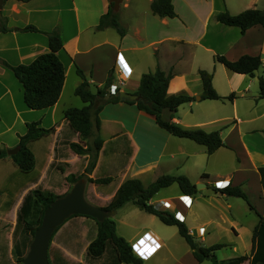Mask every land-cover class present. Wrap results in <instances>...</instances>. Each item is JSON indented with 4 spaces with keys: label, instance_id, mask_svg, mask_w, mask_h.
<instances>
[{
    "label": "crops",
    "instance_id": "0c3cea01",
    "mask_svg": "<svg viewBox=\"0 0 264 264\" xmlns=\"http://www.w3.org/2000/svg\"><path fill=\"white\" fill-rule=\"evenodd\" d=\"M2 1L0 12L5 3L9 5L6 15L2 16L15 25L7 27L8 32L0 33V41L6 40L0 42V60L14 66L30 63L49 50L47 33L57 31L63 45L57 55L65 68L61 95L50 108L30 111L23 102L24 108L17 109L9 89L4 88L0 94V102L7 95L15 107L13 121L7 129H14L17 120L21 124L18 132H15L14 141L11 144L0 142V148L6 151L18 149V138L25 134L26 123L39 122V127L53 128V132L29 144L35 159L34 168L29 173H21L8 154L0 159V199H3L4 206H12L10 199L6 198L10 195L9 190L14 192L13 199L17 198L19 203L27 191L36 188L63 195L69 188L66 178L84 172L90 156L77 155L70 149L71 143L81 141L63 118L67 109L85 105L75 95L80 100H74L73 104L62 101L67 77L71 73L75 74L71 88L73 94L81 82L77 68L82 71L90 89L94 88L92 92L101 88L109 73H112V84L117 86L118 92L134 94L142 74L153 73L159 67L170 74L167 94L183 92L194 97L193 101L181 104L174 113L163 110L162 119H170L185 129L218 131L223 146L207 154L205 146L172 136L159 127L151 115L139 111L135 105L124 102L106 104L98 114V135L103 145L88 177H110L111 181L100 184L96 190L95 186L92 187L98 200L97 204L92 205L104 207L127 179L137 178L146 187L162 175H185L195 186L201 185L195 194L184 195L173 183L160 189L149 204L172 215L178 212L199 247L224 244L223 248L234 251L241 233L245 231L243 225L234 220V208L239 207L237 201L241 198L226 196L215 189L227 185L238 186L248 199L253 194L259 200L258 210L250 199L253 210L246 203L249 211L258 217L257 223L250 226L253 234L259 216L264 215V192L259 172V168L264 167V144L257 145L259 139L264 142V100L258 99V77L264 78V74L259 70L253 77L232 73L214 58L222 55L228 60H236L242 55L259 56L264 68V27L255 25L241 34L239 29L217 22L215 16L224 9L236 15L255 8L259 0H172L175 11L173 18L153 15L150 10L152 0H141V4H137L136 0H121L118 10H112L117 14L120 26L125 29L123 36L111 27L97 28L101 16L109 11L112 4L109 0ZM26 26H33L37 31L23 32L21 29ZM228 33L234 34L235 38L223 44ZM5 55H11L14 61L11 62ZM117 55L131 72L122 83L115 69ZM199 70L212 73V86L219 96L227 97L234 93L235 98L232 101L202 100ZM17 91L23 100L22 88ZM197 97L200 99L197 100ZM240 102H244V111L237 106ZM225 103L232 107L229 116L222 111ZM31 114H34L31 118L21 117ZM256 120L263 122L258 128L252 125ZM242 124L247 126L243 127ZM107 144L111 145L110 154H105ZM226 159L230 162L228 167L225 165ZM14 176L17 179L11 184L10 179ZM216 183L223 186L218 188ZM5 184L10 189L5 188ZM155 196L157 198L152 200ZM164 202L169 204L168 209L163 206ZM113 215L117 217L115 220L112 219ZM113 215L111 219L115 223L116 234L130 246L133 245L142 259L141 264H206L210 261L196 260L193 250L180 236L176 226L164 224L157 216L131 203L124 204ZM76 223L95 226L87 247L96 236V223L90 218L75 216L65 221L64 226H74ZM199 228L204 229L200 237L196 235ZM228 230L231 236H222ZM218 238L222 240L217 242L215 239ZM251 246L252 241L248 254L241 255H249ZM104 260L103 257L92 264H104Z\"/></svg>",
    "mask_w": 264,
    "mask_h": 264
},
{
    "label": "trees",
    "instance_id": "16d2710c",
    "mask_svg": "<svg viewBox=\"0 0 264 264\" xmlns=\"http://www.w3.org/2000/svg\"><path fill=\"white\" fill-rule=\"evenodd\" d=\"M6 1V0H4ZM28 2L29 0H16ZM109 11L101 16L98 29L106 27L114 28L120 36L125 34V29L120 26L117 14L112 10V4L109 5ZM150 10L153 15L158 17H175V11L172 0H152ZM0 16L1 12H0ZM0 33L8 32L6 18L0 17ZM215 20L224 26L239 29L243 34L248 28L261 25L264 27V10L246 9L236 15H231L226 9L215 16ZM4 22V23H3ZM26 31H37L33 26H26L21 29ZM48 48L45 53L38 55L28 64L10 65L3 60L0 64L11 71L14 78L21 85L23 91V102L29 110L40 111L55 105L61 95L65 80V68L58 58L57 53L62 49V40L57 31L47 33ZM215 61L221 63L228 71L236 74H244L250 77L261 67L262 61L259 56L242 55L236 60H228L224 56H215ZM81 82L75 87L74 95L79 97L85 104L81 108H69L64 112L63 118L68 124L69 129L78 134L79 143H71L70 149L77 155H89L91 159L86 166V172L79 175H70L66 179L70 184L89 174L95 166L98 153L100 152L103 141L98 135L100 126L99 112L103 106L111 103L124 102L135 107L146 114L151 115L156 124L177 138L191 140L206 148L207 154H212L218 148L223 146V142L218 131L205 132L201 129H185L169 120L162 119L163 110L170 113L177 111L178 107L194 100V97L186 93L167 94V87L170 80V74H166L159 67L155 72L142 74L139 86L134 94L137 98L133 102L121 101L118 97V89L115 93L110 92L113 76L109 73L104 85L92 92L89 83L85 79L82 71L76 69ZM198 75L202 84V100H228L232 101L235 94L231 93L227 97H221L212 86V73L205 70H199ZM258 99L264 100V78L258 77ZM96 131V133L94 132ZM53 132V128L44 129L39 127V122L26 123V132L19 136L18 150L10 159L17 169L27 174L33 170L35 165L34 156L29 149V144L39 138ZM88 140H90L88 142ZM131 155V150L128 152ZM7 156L6 150L0 148V159ZM262 176V187L264 192V167L259 168ZM85 180V179H84ZM86 181V180H85ZM92 183L108 184L110 177L103 179H89ZM176 183L182 194L192 196L196 193V186L190 182L185 175H162L148 186H143L137 178L125 180L115 191L109 202L102 208L110 211H116L126 203H131L140 210L153 214L166 225L176 226L181 237L184 238L189 247L193 250V255L198 262L209 259L212 264H264V215L259 216V222L254 228L252 234V246L249 255H241L226 260H219L215 256V251L223 248L224 244H214L210 247H199L188 233L186 226L174 218V215L167 211L154 208L149 204V200L162 188ZM216 192L226 196L241 198L249 208L253 210L248 196L238 186L227 185L222 189H215ZM61 195H55L50 192H43L39 189L27 191L20 201L16 212V221L13 228V235L18 234V241L14 245V253L17 255V263L22 264L28 246L33 238L34 231L40 225L44 210ZM75 217L71 216L70 218ZM96 223V236L87 245L85 253V262H99L104 257V264H141L142 260L131 250V246L118 236L115 232V223L110 218L101 222L87 216ZM62 226V225H61ZM60 226V227H61ZM54 231L52 236L57 232ZM52 238V237H51ZM51 241V239H50ZM198 247V251L195 248ZM56 258L51 259L54 264Z\"/></svg>",
    "mask_w": 264,
    "mask_h": 264
},
{
    "label": "rangeland",
    "instance_id": "374dc122",
    "mask_svg": "<svg viewBox=\"0 0 264 264\" xmlns=\"http://www.w3.org/2000/svg\"><path fill=\"white\" fill-rule=\"evenodd\" d=\"M137 4H141V0H136ZM8 3H5L3 5V10L1 11V15H6L7 13V8H8ZM264 8V0H259L256 4H255V8L254 9H263ZM3 17V16H0ZM6 18V17H4ZM1 19V18H0ZM4 23V22H3ZM6 26L7 27H13L15 24L10 20L7 21L6 19ZM235 38V35L232 33H228L225 35V39H223V44L227 43L228 41H233V39ZM6 40H2L0 42H5ZM208 41V39H207ZM1 46V44H0ZM9 60H11V62L14 61L13 57H11V55H5ZM13 60V61H12ZM260 72H262L264 74V68L260 67L258 69ZM75 74L71 73L68 77H67V84L64 88V92H63V103L65 104H73L74 100H80L78 98H76L75 96H73V92L71 93V88L73 86V82L75 81ZM201 81V80H200ZM9 89L10 92L13 94L16 104H17V109H23L24 108V104H23V100H22V96L21 94H18L17 89L21 88V85L18 83V81L14 78L13 74L11 73L10 70H8L7 68H1L0 66V94L3 93V91L5 89ZM91 90H94L93 87H91ZM244 101V100H242ZM79 103V102H78ZM186 104V103H184ZM183 105V104H182ZM181 106V105H180ZM238 108L241 109V111H244L245 106H244V102H240L238 105ZM182 107H185L182 106ZM180 107V109L182 108ZM32 111V110H30ZM222 111L224 113L225 116H229L231 115L232 112V107L230 104L225 103L224 107H222ZM7 112V113H6ZM14 112H15V107L14 105L10 102V98L9 96L5 95L4 97H2L1 102H0V113H1V120H0V142L4 143V144H11L14 139H15V132H18V130L21 127L20 121H16L14 129H7L10 124L13 121L14 118ZM35 113V112H34ZM34 114H31L30 116L27 115H22L21 117H25V118H31V116L33 117ZM261 124H263V122L261 120L259 121H255L252 125H255L257 128L258 126H261ZM241 126L246 127L247 124H242ZM249 126V124H248ZM258 139V138H257ZM247 140V139H246ZM253 141L255 140V138L252 139ZM260 140V141H259ZM257 141V145H263L264 142L262 141V139H259ZM90 140H88L89 142ZM106 150L107 152L105 154H110V150H111V145H106ZM10 157V155H9ZM91 159V157L88 158V161ZM116 160V158H114V161ZM87 161V163H88ZM227 162H225V165L228 167L230 162L228 161V159H226ZM102 169H104V163L102 164ZM86 172V169H85ZM98 175V174H97ZM14 179H17V177H12L10 179L11 184L12 181ZM84 179L86 180V187H85V198L86 200L90 203V204H97L98 200L95 199L93 191H92V187L95 186L98 189L100 187V184L97 183H92L89 181V179H103L100 176H95L94 178H90L88 177V174L84 175ZM69 188L67 190H69L72 186V184L69 183V181L66 179ZM1 184V181H0ZM148 184V183H146ZM5 188L10 189V187L5 184L4 185ZM109 187V185L107 186ZM113 187V186H112ZM68 192V191H67ZM9 197H6L9 200V204H11L12 206H4L2 204L3 199H0V264H16L17 263V255H15L14 253V245L16 240L18 241V234L15 233V235H13V228L15 225V221H16V212L17 209L19 207V200L13 199L14 196V192L12 190H9ZM3 197V196H2ZM157 198V196H155L152 200H155ZM252 203L256 206V209L259 205V200L258 197L255 195H250L249 198ZM237 203L239 204V207H235L234 208V220L241 223L243 225V227L245 228V231L243 233H241V239H238L236 248L234 249V251H232L231 248H222L220 250H218L215 255L218 259H227L236 255H241V254H245L249 252L250 250V245H251V241H250V237L252 234V229L250 226H254L257 221H258V217L254 212H250L246 202H244L241 199H238ZM18 205V207L16 208V206ZM258 210V209H257ZM117 217L116 216H112V219L115 220ZM93 223V222H92ZM65 223L59 228L62 229L61 231H59V229L57 230V232L52 236L50 244H49V248H48V259L49 262L51 261V259L54 257L56 258L54 261V264H88L84 261V249L86 247V244L88 242V240H90V238L92 237V234L95 230V226L94 224H92V226L89 225H82L79 223H76V225L74 226H64ZM120 232V231H119ZM222 236L225 237H229L231 236V232L228 230L227 232H223ZM224 237V238H225ZM217 242L222 240L221 238L215 239ZM224 240V239H223ZM92 263H97V262H91L89 264ZM206 264H211L210 261L205 262ZM51 264V262H50ZM53 264V263H52Z\"/></svg>",
    "mask_w": 264,
    "mask_h": 264
},
{
    "label": "water",
    "instance_id": "95a60500",
    "mask_svg": "<svg viewBox=\"0 0 264 264\" xmlns=\"http://www.w3.org/2000/svg\"><path fill=\"white\" fill-rule=\"evenodd\" d=\"M0 0V10L2 8ZM112 8L117 11L121 0H109ZM118 97L121 101L133 102L137 95L119 91ZM197 100L200 97L196 98ZM17 148L6 151L8 155H14ZM86 181L81 178L77 180L65 194L56 198L44 210L40 225L34 231L33 238L28 246L27 252L22 259V264H50L48 259V248L52 234L67 221L71 216H87L101 222L113 215V211L90 204L85 198ZM201 185H196L200 189ZM198 251V247L195 248Z\"/></svg>",
    "mask_w": 264,
    "mask_h": 264
},
{
    "label": "built area",
    "instance_id": "2783aa9c",
    "mask_svg": "<svg viewBox=\"0 0 264 264\" xmlns=\"http://www.w3.org/2000/svg\"><path fill=\"white\" fill-rule=\"evenodd\" d=\"M115 69L118 71V80L120 81V83L124 82L130 76V73H131L130 69L127 67L126 63L123 61V59L120 57V55H117V59H116V63H115ZM117 89H118L117 86L111 84V86H110V92L111 93H115ZM216 186H218V188H220L221 186H223V184L216 183ZM221 188H224V187H221ZM163 206L167 209L169 208V204L166 202L163 203ZM173 215H174V218L176 220H178L179 222L183 221V218L180 216V214L178 212H176ZM196 231H197L196 235L198 237L202 236L204 233L203 228H199ZM131 250L137 257H139L137 255V250L134 249L133 245L131 246ZM139 258L141 259V257H139Z\"/></svg>",
    "mask_w": 264,
    "mask_h": 264
},
{
    "label": "bare ground",
    "instance_id": "6f19581e",
    "mask_svg": "<svg viewBox=\"0 0 264 264\" xmlns=\"http://www.w3.org/2000/svg\"><path fill=\"white\" fill-rule=\"evenodd\" d=\"M7 113V112H6Z\"/></svg>",
    "mask_w": 264,
    "mask_h": 264
}]
</instances>
